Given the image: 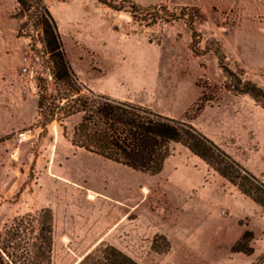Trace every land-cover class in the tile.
<instances>
[{
  "label": "rangeland",
  "instance_id": "rangeland-1",
  "mask_svg": "<svg viewBox=\"0 0 264 264\" xmlns=\"http://www.w3.org/2000/svg\"><path fill=\"white\" fill-rule=\"evenodd\" d=\"M43 2L79 82L190 123L264 182V96L235 90L241 80L264 91V0ZM25 21L16 0H0V230L50 208L52 264L105 244L138 264H241V237L219 248L211 224L191 252L172 250L157 232L177 218L163 207V181L72 145L80 115L44 125L37 101L41 80L54 92L52 63L41 29Z\"/></svg>",
  "mask_w": 264,
  "mask_h": 264
},
{
  "label": "trees",
  "instance_id": "trees-1",
  "mask_svg": "<svg viewBox=\"0 0 264 264\" xmlns=\"http://www.w3.org/2000/svg\"><path fill=\"white\" fill-rule=\"evenodd\" d=\"M24 24L34 22L52 63L54 92L41 80L37 108L44 125L54 119L80 115L72 145L132 170L157 175L178 143L205 161L241 194L264 209V182L235 161L190 123L163 116L148 107L97 94L79 82L67 59L57 24L43 0H16ZM34 10V11H33ZM26 14V15H25ZM232 74V73H230ZM235 90L255 100L264 91L238 80ZM54 216L50 208L14 217L0 230V264H52ZM253 234L244 231L232 252L250 255ZM77 264H138L118 248L95 247Z\"/></svg>",
  "mask_w": 264,
  "mask_h": 264
},
{
  "label": "crops",
  "instance_id": "crops-1",
  "mask_svg": "<svg viewBox=\"0 0 264 264\" xmlns=\"http://www.w3.org/2000/svg\"><path fill=\"white\" fill-rule=\"evenodd\" d=\"M154 178L163 181L160 193L165 212L177 217L167 218L157 230L170 242L172 250L180 245L191 252L196 239L211 228L219 248L230 249L246 230L253 234L252 254L234 255L241 264H252L264 253L263 208L219 175L210 173L207 164L186 147L172 143L171 154Z\"/></svg>",
  "mask_w": 264,
  "mask_h": 264
},
{
  "label": "bare ground",
  "instance_id": "bare-ground-1",
  "mask_svg": "<svg viewBox=\"0 0 264 264\" xmlns=\"http://www.w3.org/2000/svg\"><path fill=\"white\" fill-rule=\"evenodd\" d=\"M143 190H144V192H147V190L145 188Z\"/></svg>",
  "mask_w": 264,
  "mask_h": 264
}]
</instances>
